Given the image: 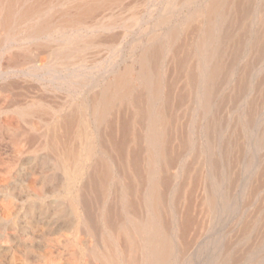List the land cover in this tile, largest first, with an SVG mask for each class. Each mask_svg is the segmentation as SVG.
Segmentation results:
<instances>
[{"label": "bare ground", "instance_id": "obj_1", "mask_svg": "<svg viewBox=\"0 0 264 264\" xmlns=\"http://www.w3.org/2000/svg\"><path fill=\"white\" fill-rule=\"evenodd\" d=\"M246 2L0 0V131L40 187L65 191L55 210L85 264H198L192 249L239 186L232 132L251 111L233 107L258 42L241 44Z\"/></svg>", "mask_w": 264, "mask_h": 264}, {"label": "rangeland", "instance_id": "obj_2", "mask_svg": "<svg viewBox=\"0 0 264 264\" xmlns=\"http://www.w3.org/2000/svg\"><path fill=\"white\" fill-rule=\"evenodd\" d=\"M247 1H249V2H246V3L250 4L251 7L248 6V8H247L248 10L244 9V11L242 12V13L246 12V14L244 13L245 14V16H243L244 20H242V26L243 27L240 30V31H242V36H244L243 37V43H241V44L247 48V47H249V45L252 46L253 43H254L253 45H255V39H257L258 42L256 44L257 47L255 49L257 51L255 53V56H256V58L258 56L259 57L257 59L255 58V56L254 57H250V56L247 57L246 69L248 68L247 69L248 71L247 70L245 71L246 76L248 78V79L246 78L247 79L246 82L248 83L247 88H246L247 90H246L244 95L240 96L241 99L238 98L235 101L236 105H234V107H233V109L238 107L239 115L243 113L242 111L244 109H246V108L250 109V111H251L250 117H249L250 119L244 120V124H243V123H241L242 122L241 117H239V123L237 124V126H236V124L234 125L235 126L234 132H232V134L234 133V136L237 137V143H235L237 145V147L234 144V147L237 148L236 154L238 157L236 166L234 168L236 171V185H239L237 188L240 190V184H242V183L245 184L244 185V189L246 188L245 189V196H244L245 199H243L242 202L239 201V199H240L239 193H238L239 190L236 188L235 192H234V197H233L234 202L231 205V207L228 209V211H227L228 213L227 212L222 213V215L217 214L216 217L210 221L211 222L210 227H209L208 231L206 232L205 236L200 241V243L197 246H194V248L192 249V251H194L193 252L194 255L193 254L192 255L198 259V264L199 263L200 264H208L209 262H210V264H264V207H263L264 206V204H263L264 203V196H263L264 195V187H263L264 186V174H263L264 173V158H263L264 157L263 156L264 155V152H263L264 151V140H263V138H264V115L261 116V114H264V111H263V109H264V88H263L264 87V85H263L264 84V76H263L264 75V71H263L264 70L263 69L264 68V43H263L264 42V35H263L264 32L263 31L264 30L261 28V26L264 27V25H263L264 24V21H263L264 20V5H263L264 2H262L264 0H247ZM187 7H189V6H187ZM258 8H260V9H258ZM183 13L185 15L188 13V11L185 10V11H183ZM249 13H251V14H249ZM260 21H261V24H260ZM246 22H248V23H246ZM246 29H247V31H246ZM257 31H258V33H257ZM254 32H255V36H254ZM260 32H261V34H260ZM257 36H259V37H257ZM260 41H261V43H260ZM249 57L251 58V60ZM260 57H262V58H260ZM242 60H244V58H242ZM258 61H260V62H258ZM255 62L257 63V65L255 64ZM253 63H254V67H250L251 65L253 66ZM248 65H250V66H248ZM255 67H258V69ZM235 75H236V70H235ZM235 78H237V77L235 76ZM260 78H261V80H260ZM249 82H250V84H249ZM253 85L256 87H254ZM257 87H259V88H257ZM255 90H256V92H255ZM254 94H255V96H254ZM261 95H263L262 96L263 98L261 97ZM248 97H249V99H248ZM258 101H260V102H258ZM255 102H256V104H255ZM257 103L260 104L259 107L257 106L258 105ZM4 107L5 106L3 105V102L0 99V122L5 117H7L9 115V109L7 107H5V109H4ZM258 108L260 110H258ZM252 111H253V114H252ZM258 117H259L260 121L258 120ZM249 121L251 122V124L255 122L253 124L254 126L251 125ZM247 122H249V123H247ZM239 124H241V127H242V131H240L241 132L240 134H242V135L239 134L237 136L235 133H236V130L239 129ZM244 126H246V127H244ZM249 130H251V131H249ZM2 133L3 132L0 131V159H1L0 160V167H1L0 168V189H1L0 190V203H1L0 209H2V210H0V264H22V263L23 264H37V263L42 264V262L44 264H55V263L56 264H72V262L74 264H85L88 260L87 251L84 248L85 246H83V244L78 240V237L76 235L75 228H74L75 226L70 225V222L67 221L66 217L58 216L56 213V210H55L56 201L58 199H60L61 197H63V195L65 194V191H61V192L53 191V192H51L52 190H50L49 188H45L46 189L45 190L42 187H40V185L37 181V178H38V175H37L38 170L36 169L37 165L35 163H33L32 161H29L30 159H29L27 153H25V154L19 153L18 147L15 143V140L9 134H7V133L2 134ZM1 135H3V136H1ZM246 135H247V137H246ZM254 140H256V141H254ZM247 144H248V146H247ZM254 145H256V147ZM257 145H258V147H257ZM245 147H246V150H245ZM247 148H248V150H247ZM251 149H252V151H251ZM257 149H258V151H257ZM252 152H253V154H252ZM258 154H259V156H258ZM8 155H9V157H8ZM239 155L241 158H239ZM7 158H8V160H7ZM243 158H245V160ZM250 158H252V160ZM12 159H14V161ZM239 162H242V163L240 164ZM256 163H258V164H256ZM252 164L254 167H252ZM33 167H34V169H33ZM29 169H31V170L29 171ZM17 170H19V171H17ZM247 170H249V171H247ZM16 172L18 173V175ZM240 172H242V173H240ZM14 174H16V175H14ZM240 174L243 175V177ZM2 176H4V177H2ZM248 176H250V177L252 176L251 181H250V178ZM6 185L8 188H5ZM40 188H41V190H39ZM43 190L45 193L43 192ZM259 190H261L262 192ZM19 191H20V193H19ZM26 192H27V194H26ZM255 193H257V194H255ZM237 195L239 198H237ZM19 198H21V199H19ZM6 199H7V201H6ZM2 200H4V202H8V203H4V202H2ZM244 205H245V207H244ZM241 211H242V214H241ZM243 213H246V214L243 215ZM259 215H260V217H259ZM55 218L56 219L59 218L60 221H59V219L56 220ZM61 219H65V220H61ZM238 221H240V222H238ZM21 222H23V223H21ZM46 223L49 224L48 227H47ZM25 224H27V225H25ZM56 224H57V226H56ZM66 224H67V226H66ZM54 225L56 228L54 227ZM246 225H248V226H246ZM254 225H255V227H254ZM44 232H45V234H44ZM46 232L48 235L46 234ZM63 232L65 233V235ZM229 232H231V234ZM22 233H24V234H22ZM52 233H54V234L52 235ZM239 233H242V234H239ZM217 234H218L219 238H218ZM63 235H64V237H63ZM23 236L24 237L28 236V237L24 238ZM42 237H44V240ZM247 237H249V238H247ZM3 238H4V240H3ZM212 240H214L215 242ZM225 244H226V246H225ZM36 246L38 247V249ZM17 247H19V248H17ZM214 247L217 249V251ZM229 248H230V250H229ZM39 249H41V250H39ZM227 250H228V252H227ZM39 251H40V253H39ZM22 252H24V253L22 254ZM213 252L217 253V254L214 255ZM41 257H43V258H41ZM30 258H32V259L30 260ZM243 258L245 261L243 260ZM44 260H46V261H44ZM54 260H56V261H54ZM9 261H11V262H9ZM50 261H52V262H50ZM236 262H238V263H236Z\"/></svg>", "mask_w": 264, "mask_h": 264}]
</instances>
